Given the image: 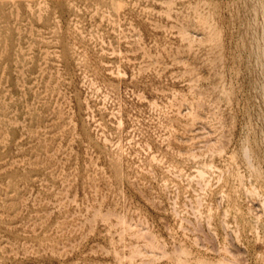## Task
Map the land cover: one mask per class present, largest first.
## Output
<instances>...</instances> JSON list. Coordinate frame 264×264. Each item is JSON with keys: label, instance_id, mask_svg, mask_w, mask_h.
Returning a JSON list of instances; mask_svg holds the SVG:
<instances>
[{"label": "rangeland", "instance_id": "rangeland-1", "mask_svg": "<svg viewBox=\"0 0 264 264\" xmlns=\"http://www.w3.org/2000/svg\"><path fill=\"white\" fill-rule=\"evenodd\" d=\"M94 1L0 0V264H264V0Z\"/></svg>", "mask_w": 264, "mask_h": 264}, {"label": "bare ground", "instance_id": "bare-ground-1", "mask_svg": "<svg viewBox=\"0 0 264 264\" xmlns=\"http://www.w3.org/2000/svg\"><path fill=\"white\" fill-rule=\"evenodd\" d=\"M30 1H31V0H30ZM35 1H37V0H35ZM72 1H73V0H72ZM79 1H80V0H79ZM95 1H96V0H95ZM95 1H94V2H95ZM102 1H103V0H102ZM111 1H112V0H111ZM120 1H121V0H120ZM120 1H118V2H120ZM125 1H126V0H125ZM253 1H254V0H253ZM38 2H40V1H38ZM45 2H46V0H45ZM45 2H44V3H45ZM68 2H69V0H68ZM85 2H87V1H85ZM94 2H93V3H94ZM97 2H98V1H96V3H97ZM100 2H101V1H100ZM128 2H129V0H128ZM128 2H126V3H128ZM136 2H137V1H136ZM136 2H135V3H136ZM189 2H190V1H189ZM203 2H204V1H203ZM203 2H202V3H203ZM31 3H32V2H31ZM44 3H43L44 6H42V7H45V6L47 7V3H46V4H44ZM72 3H73V2H72ZM101 3H102V2H101ZM101 3H97V4L100 5ZM103 3H104V2H103ZM122 3H124L123 0H122ZM135 3H133V4H135ZM190 3H191V2H190ZM190 3H189V4H190ZM194 3H195V2H194ZM198 3H199V2H198ZM245 3H247V2H245ZM28 4H29V3H28ZM36 4H38V3H36ZM73 4H74V3H73ZM77 4H78V3H77ZM82 4H83V3H82ZM84 4H85V3H84ZM88 4H89V3H88ZM97 4H96V5H97ZM204 4H205V3H204ZM206 4H207V3H206ZM32 5H33V4H32ZM61 5H62V4H61ZM70 5H72V4H70ZM86 5H87V4H86ZM89 5H90V4H89ZM94 5H95V4H94ZM98 5H97V6H98ZM110 5H112V2H111ZM122 5H123V4H122ZM200 5H201V4H200ZM208 5H210V4H208ZM48 6H49V5H48ZM72 6H73V5H72ZM84 6H85V5H84ZM87 6H88V5H87ZM90 6H91V5H90ZM115 6H116V5H115ZM119 6H120V8H121V5H119ZM124 6H125V5H124ZM38 7H39V6H38ZM42 7H41V8H42ZM73 7H76V6L74 5ZM80 7H81V4H80ZM80 7H79V8H80ZM93 7H94V6H93ZM100 7H102V6H100ZM246 7H247V6H246ZM251 7H252V6H251ZM77 8H78V7H77ZM81 8H82V7H81ZM87 8H88V7H87ZM90 8H91V7H90ZM103 8H104V7H103ZM112 8H113V7H112ZM207 8H209V7H207ZM247 8H248V7H247ZM261 8H262V7H261ZM263 8H264V7H263ZM35 9H36V8H35ZM39 9H40V8H39ZM94 9H95V8H94ZM100 9H101V8H100ZM113 9H114V8H113ZM123 9H124V8H123ZM256 9H257V8H256ZM256 9H255V11H256ZM42 10H43V9H42ZM42 10H41V11H42ZM107 10H108V9H107ZM110 10H111V9H110ZM114 10H115V9H114ZM206 10H208V9H206ZM33 11H34V10H33ZM47 11H48V10H47ZM89 11H90V10H89ZM97 11H98V10H97ZM117 11H118V10H117ZM143 11H144V10H143ZM74 12H75V11H74ZM92 12H93V11H92ZM99 12H100V11H99ZM99 12H98V13H99ZM105 12H106V10H105ZM160 12H161V11H160ZM35 13H37V10L35 11ZM35 13H34V15H35ZM43 13H44V12H43ZM46 13H47V12H46ZM90 13H91V12H90ZM98 13H97V14H98ZM100 13H101V12H100ZM108 13H109V12H108ZM91 14H92V13H91ZM93 14H94V13H93ZM105 14H106V13H105ZM256 14H257V13H256ZM37 15H38V14H37ZM41 15H42V14H41ZM100 15H101V14H100ZM205 15H207V14H205ZM208 15H209V14H208ZM113 16H114V15H113ZM118 16H119V15H118ZM203 16H204V15H203ZM212 16H213V15H212ZM263 16H264V15H263ZM48 17H49V16H48ZM93 17H94V16H93ZM93 17H92V18H93ZM101 17H102V16H101ZM116 17H117V15H116ZM209 17H211V16H209ZM36 18H38V17L36 16ZM45 18H46V17H45ZM77 18H79V17H77ZM92 18H91V19H92ZM118 18H120V17H118ZM205 18H206V17H205ZM212 18H213V17H212ZM257 18H258V17H257ZM48 19H49V18H48ZM48 19H47V20H48ZM120 19H121V18H120ZM207 19H208V18H207ZM78 20H79V19H78ZM80 20H81V19H80ZM82 20H83V19H82ZM109 20H110V19H109ZM198 20H199V19H198ZM208 20H210V18H209ZM75 21H76V20H75ZM84 21H85V20H84ZM84 21H83V22H84ZM117 21H118V19H117ZM131 21H132V20H131ZM81 22H82V21H81ZM83 22H82V23H83ZM86 22H87V21H86ZM95 22H96V21H95ZM201 22H202V21H201ZM204 22H205V21H204ZM255 22H256V21H255ZM102 23H103V22H101V24H102ZM212 23H213V22H212ZM262 23H264V22H262ZM80 24H81V23H80ZM84 24H85V23H84ZM88 24H89V23H88ZM113 24H115V21L113 22ZM119 24H120V23H119ZM130 24H131V23H130ZM130 24H129V25H130ZM97 25H98V24H97ZM209 25H211V24L209 23ZM78 26H79V25H78ZM90 26H92V25H90ZM99 26H100V25H99ZM99 26H97V27H99ZM120 27H121V26H120ZM133 27H134V26H133ZM76 28H77V27H76ZM80 28H81V27H80ZM82 28L84 29V27H82ZM92 28H93V27H92ZM134 28H135V27H134ZM0 29H1V27H0ZM2 29H3V28H2ZM113 29H114V28H113ZM3 30H4V29H3ZM7 30H8V29H7ZM80 30H81V29H80ZM84 30H85V29H84ZM93 30H94V29H93ZM93 30H92V31H93ZM97 30H98V29H97ZM114 30H115V29H114ZM128 30H129V29H128ZM78 31H79V29H78ZM126 31H127V30H126ZM126 31H124V32H126ZM93 32H95V31H93ZM98 32H100V31H98ZM120 32H121V31H120ZM139 32H140V31H139ZM77 33H78V32H77ZM81 33H82V31H81ZM86 33H87V31H86ZM86 33H84V34L82 33V34H83L82 36H84ZM100 33H101V32H100ZM102 33H103V32H102ZM211 33H212V32H211ZM75 34H76V33H75ZM79 34H80V32H79ZM79 34H78V35H79ZM94 34L96 35L97 33L95 32ZM119 34H121V33H119ZM130 34H131V33H130ZM216 34H218V33H216ZM89 35L92 36V34H89ZM98 35H100V34H98ZM218 35H219V34H218ZM76 36H77V35H76ZM79 36H80V35H79ZM79 36H77V37H75V38H78ZM100 36H101V35H100ZM126 36H127V35H126ZM210 36H212V35H210ZM216 36H217V35H216ZM95 37H96V36H95ZM118 37H119V36H118ZM131 37H132V36H131ZM79 38H80V37H79ZM84 38H85V37H83V40H84ZM99 38H101V37H99ZM112 38H113V37H112ZM112 38H111V39H112ZM124 38H125V36H124ZM214 38H218V37H214ZM81 39H82V38H81ZM97 39H98V38H97ZM120 39H121V38H120ZM208 39H209V38H208ZM90 41H93V40H90ZM207 41H208V40H207ZM103 42H104V41H102L101 44H103ZM209 42H211V41H209ZM101 44H100V45H101ZM110 44H111V43H110ZM132 44H133V42H132ZM193 44H194V43H193ZM111 45H112V44H111ZM144 45H145V43H144ZM144 45H143V47H144ZM164 47L166 48L165 45H164ZM188 48H189V47H188ZM191 48H192V47H191ZM113 49H114V47H113ZM170 49H171V48H170ZM104 51H105V50H104ZM111 51H112V50H111ZM111 51H110V52H111ZM114 51H115V50H114ZM120 51H121V50H120ZM135 51H136V50H135ZM135 51H134V52H135ZM128 52H129V51H128ZM81 56H82V55H81ZM83 56H84V55H83ZM82 58H84V57H82ZM119 64H120V63H119ZM86 65H87V63H86ZM86 65H85V66H86ZM119 66H120V65H119ZM120 68H121V67H120ZM120 68H118L119 71H120ZM146 68H147V67H146ZM158 68H159V66H158ZM158 68H157V69H158ZM110 70H112V69H110ZM110 70H109V71H110ZM145 70H147V69H145ZM112 71H113V70H112ZM139 71H141V70L139 69ZM186 71H187V70H186ZM120 72H121V71H120ZM117 73H118V72H117ZM117 73H116V74H117ZM121 73H125V72L123 71V72H121ZM159 73H161V71H160ZM114 74H115V73H114ZM158 75H159V74H158ZM24 93H25V92H24ZM20 94H21V93H20ZM25 94H26V93H25ZM20 97H21V96H20ZM20 97H19V99H20ZM24 97H25V96H24ZM28 97H29V96H28ZM28 97H27V98H28ZM17 98H18V96H17ZM0 99H1V98H0ZM7 99H8V98H7ZM2 100H3V99H2ZM20 100H21V99H20ZM20 100H19V101H20ZM3 101H4V100H3ZM32 101H33V100H32ZM36 101H37V100H36ZM9 102H10V101H9ZM16 102H17V101H16ZM16 102H15V103H16ZM22 102H23V101H22ZM24 102H25V100H24ZM24 102H23V103H24ZM1 103H2V102H1ZM3 103H4V102H3ZM5 103L7 104L8 102L5 101ZM25 103H26V102H25ZM32 103H33V102H32ZM6 104H5V105H6ZM9 104H10V103H9ZM29 104H31V103H29ZM34 104H35V102H34ZM1 105H2V104H1ZM3 105H4V104H3ZM3 105H2V106H3ZM11 105H12V104H11ZM24 105H25V104H24ZM9 106H10V105H9ZM13 106H14V105H13ZM32 106H33V104H32ZM34 106H36V105H34ZM34 106H33V107H34ZM2 108H3V107H2ZM7 108H8V107H7ZM31 108H32V107H31ZM5 109H6V108H5ZM32 110H33V108H32ZM4 111H5V110L3 109V112H4ZM0 112H2L1 109H0ZM3 114H4V113H3ZM33 114H34V113H33ZM35 114H36V112H35ZM5 115H7V114H5ZM32 116H33V115H32ZM36 116H37V114L35 115V117H36ZM2 117H3V116H2ZM4 118L6 119V117H4ZM2 119H3V118H2ZM33 119H34V118H33ZM3 121H4V119H3ZM3 121H2V122H3ZM32 121H33V120H32ZM5 122H7V120H6ZM0 123H1V122H0ZM3 123H4V122H3ZM3 123L0 124V125L3 126ZM6 124H7V123H6ZM6 127H7V126H6ZM28 129H29V128H28ZM115 145H116V144H115Z\"/></svg>", "mask_w": 264, "mask_h": 264}]
</instances>
